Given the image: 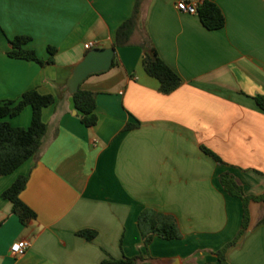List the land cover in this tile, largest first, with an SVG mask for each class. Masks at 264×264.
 <instances>
[{"label":"crops","instance_id":"1","mask_svg":"<svg viewBox=\"0 0 264 264\" xmlns=\"http://www.w3.org/2000/svg\"><path fill=\"white\" fill-rule=\"evenodd\" d=\"M138 0H0V101L35 89L55 102L44 108L41 148L0 176V264H100L143 257L171 264H217L215 253L241 227L243 203L219 179L228 173L246 196L264 194V0H193L216 4L219 30H207L178 0H139L129 45L115 48L113 65L89 75L80 89L96 94L97 123L80 122L66 80L87 52L112 48L117 28ZM53 63L10 58L9 41ZM152 46L182 79L168 95L142 67ZM29 106L6 120L27 128ZM127 124L137 125L125 130ZM205 148L221 162L206 154ZM20 176V199L36 214L22 224L2 193ZM249 225L225 253L228 264H264V203L250 201ZM172 219L179 237L153 236L146 246L141 214ZM93 230L89 241L77 235ZM27 240L13 255L11 246Z\"/></svg>","mask_w":264,"mask_h":264},{"label":"trees","instance_id":"2","mask_svg":"<svg viewBox=\"0 0 264 264\" xmlns=\"http://www.w3.org/2000/svg\"><path fill=\"white\" fill-rule=\"evenodd\" d=\"M139 9V0L136 2L131 17L124 21L116 30L115 39L112 48H121L129 45L130 38L137 26V16ZM201 24L207 30H219L225 24L224 15L219 7L209 1H204L197 6V13ZM31 38L26 36H17L9 41L10 50L7 55L10 58L35 62L40 66L50 65L56 54V49L48 47L49 58L44 61L39 59L35 52L27 50L24 46L30 42ZM113 65V64H112ZM142 67L145 73L156 79L159 83V92L168 95L179 88L183 81L180 76L170 68L157 54L156 50L149 46L144 49L142 54ZM259 109L264 111V96L257 95L254 98ZM55 102L51 95H42L37 90L26 91L16 101H0V176H7L15 172L20 166L39 154L42 139L47 131V126L42 120V111ZM74 108L78 112L80 122L87 128H91L97 123L96 94L89 91L78 90L72 94ZM29 106L32 111L30 125L27 128L13 127L6 120L19 115L25 107ZM137 125L127 124L125 130L135 128ZM202 150L211 156L215 161L220 159L202 148ZM27 177H18L12 185L2 193V198L8 200L12 205V212L16 214L22 224L36 218L35 212L28 207L21 199L20 194L26 187ZM219 182L223 190L230 196L239 198L243 203V216L241 227L232 241L227 243L222 249L218 250L217 264H228L225 258L226 251L234 246L239 238L243 236L249 225L250 201L263 202L264 194L261 196H246L241 187L237 185L234 179L224 173L220 176ZM141 228L144 243L147 246L153 236H158L164 240H174L179 237V231L176 223L172 219L159 218L153 215L143 213L138 220ZM264 223V220L261 221ZM77 235L91 241L95 238L96 232L93 230H82ZM100 264H150L148 259L143 257H122L120 259L107 258Z\"/></svg>","mask_w":264,"mask_h":264},{"label":"water","instance_id":"3","mask_svg":"<svg viewBox=\"0 0 264 264\" xmlns=\"http://www.w3.org/2000/svg\"><path fill=\"white\" fill-rule=\"evenodd\" d=\"M115 55L114 48L92 49L75 66L66 80V89L69 94H74L80 84L95 73L104 72L111 68ZM152 264H171L170 260H153Z\"/></svg>","mask_w":264,"mask_h":264},{"label":"built area","instance_id":"4","mask_svg":"<svg viewBox=\"0 0 264 264\" xmlns=\"http://www.w3.org/2000/svg\"><path fill=\"white\" fill-rule=\"evenodd\" d=\"M197 4L193 0H178L176 3V8L184 13L196 14L197 13ZM87 50H92L96 43L88 42L86 45ZM29 247V241L23 240L17 243H14L11 246V253L13 255H22Z\"/></svg>","mask_w":264,"mask_h":264}]
</instances>
